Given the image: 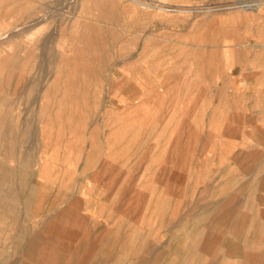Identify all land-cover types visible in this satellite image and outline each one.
<instances>
[{
    "label": "rangeland",
    "instance_id": "obj_1",
    "mask_svg": "<svg viewBox=\"0 0 264 264\" xmlns=\"http://www.w3.org/2000/svg\"><path fill=\"white\" fill-rule=\"evenodd\" d=\"M0 264H264V0H0Z\"/></svg>",
    "mask_w": 264,
    "mask_h": 264
}]
</instances>
